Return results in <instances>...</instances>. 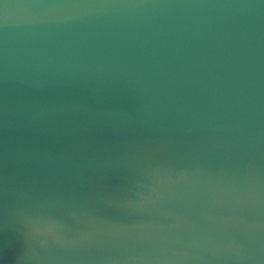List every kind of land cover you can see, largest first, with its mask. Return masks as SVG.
<instances>
[{
    "label": "water",
    "instance_id": "water-1",
    "mask_svg": "<svg viewBox=\"0 0 264 264\" xmlns=\"http://www.w3.org/2000/svg\"><path fill=\"white\" fill-rule=\"evenodd\" d=\"M21 2H0V264H264V0Z\"/></svg>",
    "mask_w": 264,
    "mask_h": 264
},
{
    "label": "clouds",
    "instance_id": "clouds-1",
    "mask_svg": "<svg viewBox=\"0 0 264 264\" xmlns=\"http://www.w3.org/2000/svg\"><path fill=\"white\" fill-rule=\"evenodd\" d=\"M2 2V0H0ZM10 7L4 4L3 23H8L7 9ZM18 10V22H55L73 19L79 14V10L85 8L98 7L96 5H82L71 2H56V0H48V2H33V0H22L21 3L12 5ZM61 224L58 221L49 218H38L31 224V230L37 237L58 238ZM43 243V240H41Z\"/></svg>",
    "mask_w": 264,
    "mask_h": 264
},
{
    "label": "snow or ice",
    "instance_id": "snow-or-ice-1",
    "mask_svg": "<svg viewBox=\"0 0 264 264\" xmlns=\"http://www.w3.org/2000/svg\"><path fill=\"white\" fill-rule=\"evenodd\" d=\"M0 23H2V20H0Z\"/></svg>",
    "mask_w": 264,
    "mask_h": 264
}]
</instances>
